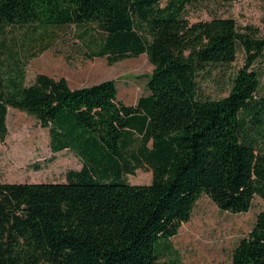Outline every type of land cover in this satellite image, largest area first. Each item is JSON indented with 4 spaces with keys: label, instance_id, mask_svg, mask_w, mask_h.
Listing matches in <instances>:
<instances>
[{
    "label": "trees",
    "instance_id": "trees-1",
    "mask_svg": "<svg viewBox=\"0 0 264 264\" xmlns=\"http://www.w3.org/2000/svg\"><path fill=\"white\" fill-rule=\"evenodd\" d=\"M196 1L0 0V28L94 24L98 35L85 30L92 57L113 64L147 53L153 64L150 93L127 105L113 79L73 88L39 73L25 85L0 56V139L11 106L49 128L53 152L84 162L63 182H0V264H161L203 194L233 213L264 198V97L253 67L264 61V35L231 17L191 22ZM239 50L245 63L228 94L201 98V72L231 65ZM144 167L150 183L126 178ZM229 264H264V211Z\"/></svg>",
    "mask_w": 264,
    "mask_h": 264
},
{
    "label": "rangeland",
    "instance_id": "rangeland-1",
    "mask_svg": "<svg viewBox=\"0 0 264 264\" xmlns=\"http://www.w3.org/2000/svg\"><path fill=\"white\" fill-rule=\"evenodd\" d=\"M216 16L231 17L238 25L252 26L259 35H264V0H199L188 8L191 22ZM88 26L92 35L100 33L94 24L44 26L30 22L0 28V56L6 75L15 76L21 70V82L29 85L37 74L46 73L66 78L73 88L113 79L118 87V99L135 105L142 95L150 93L148 76L153 64L148 54L113 64L107 56L92 57L89 54L92 36L85 33ZM244 63V52L239 50L231 65L207 67L198 77L199 96L209 99L226 96L232 74ZM253 67L261 73L259 94L264 97V61L259 60ZM7 126L5 139H0V182H63L69 170L82 168L84 162L73 150L52 151L49 128L26 111L9 106ZM126 178L133 184H147L152 180V171L148 167L138 168ZM261 211H264V198L259 195L247 212L233 213L221 210L203 194L191 219L167 240L170 248L163 250L159 262L229 264L233 249L251 231Z\"/></svg>",
    "mask_w": 264,
    "mask_h": 264
}]
</instances>
